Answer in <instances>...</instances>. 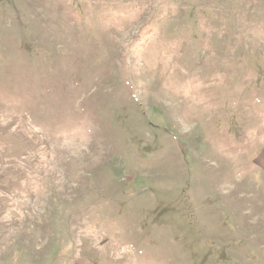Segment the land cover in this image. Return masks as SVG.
Segmentation results:
<instances>
[{
  "label": "rangeland",
  "instance_id": "obj_1",
  "mask_svg": "<svg viewBox=\"0 0 264 264\" xmlns=\"http://www.w3.org/2000/svg\"><path fill=\"white\" fill-rule=\"evenodd\" d=\"M0 264H264V0H0Z\"/></svg>",
  "mask_w": 264,
  "mask_h": 264
}]
</instances>
